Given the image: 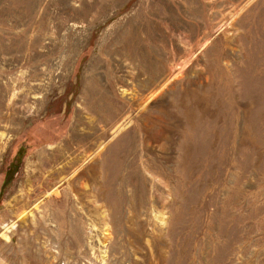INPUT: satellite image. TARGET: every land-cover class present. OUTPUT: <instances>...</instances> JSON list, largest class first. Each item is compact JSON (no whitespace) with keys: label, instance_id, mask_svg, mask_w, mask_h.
<instances>
[{"label":"rangeland","instance_id":"rangeland-1","mask_svg":"<svg viewBox=\"0 0 264 264\" xmlns=\"http://www.w3.org/2000/svg\"><path fill=\"white\" fill-rule=\"evenodd\" d=\"M0 264H264V0H0Z\"/></svg>","mask_w":264,"mask_h":264},{"label":"trees","instance_id":"trees-1","mask_svg":"<svg viewBox=\"0 0 264 264\" xmlns=\"http://www.w3.org/2000/svg\"><path fill=\"white\" fill-rule=\"evenodd\" d=\"M14 168H15V169H14V170H12V172H16V169H17V168H16V166H15Z\"/></svg>","mask_w":264,"mask_h":264}]
</instances>
